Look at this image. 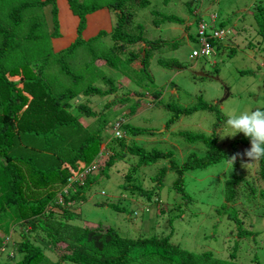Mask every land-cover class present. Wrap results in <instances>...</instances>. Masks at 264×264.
<instances>
[{
  "label": "rangeland",
  "instance_id": "1",
  "mask_svg": "<svg viewBox=\"0 0 264 264\" xmlns=\"http://www.w3.org/2000/svg\"><path fill=\"white\" fill-rule=\"evenodd\" d=\"M27 1L34 0H0V24L12 33L16 43L3 64L10 68L46 59L43 74L45 87H50L52 94L71 90L76 93V103H91L92 110L99 115L98 122L105 121L102 134L108 138L111 137L112 125L120 117H124L126 124L155 131L132 135L124 124L121 127L123 137L107 141L116 149L121 143H134L147 151L153 148L171 150L179 165L191 152L200 155L205 151L203 145L188 143L178 135L179 132L209 133L215 127V132L219 133L216 141L218 147L230 150L231 140L243 133L234 137L224 136L230 131L226 126L228 114L264 106V36L258 33L257 17L254 19L257 8L253 7L257 0H202L201 4H194L191 8L184 5L186 0H172L167 4H164V0H150L146 7H138L135 0H117L123 2L120 9L114 3L108 5L111 0H79V3L89 7L101 6L87 14L86 26L80 36L77 33L79 19L71 14L68 1L32 5L13 15L15 20L19 17L16 22L10 19L8 11ZM53 4L57 6L56 27L52 21ZM123 8L128 11L126 15L133 13L132 22L125 24L124 29L141 33L149 40H164L163 46H158V50L149 55L148 76L142 70L133 71L125 79L117 58L115 67L101 65L96 59L115 45L110 32L116 24L117 13ZM194 8L201 11L197 14L200 20L209 22L213 18L224 28L233 30L225 41L214 43L208 57L189 58L192 49L197 46L194 40L197 31L195 14L192 12ZM153 11L173 14L176 21H161V24L155 25L153 20L160 17L154 15ZM100 31L103 33L96 37ZM78 37L83 41L77 43ZM75 42L77 45L71 47ZM133 48L137 50L136 47L127 46L121 56L129 55ZM60 56H66L64 61L80 80L71 79L62 71L57 63L62 58ZM121 56L118 57L125 59ZM158 58L162 62H158ZM126 70L128 73L129 67ZM105 78L113 81L119 94L81 97L80 91L90 85L106 89L109 83H105ZM153 93L160 94L159 98H152ZM122 95L128 98H118ZM202 101L211 106V111L198 109L192 114L181 115L165 129L171 117L165 106L167 103L191 107ZM250 144L247 147L237 146L240 155L236 156L232 168L229 167V160L222 159L206 168L184 172L183 186L190 201H185L173 188L172 183L178 173L167 159L161 158L155 164L137 167V156L126 154L114 165L102 168L103 176L86 188V199L71 208L79 215L75 213L70 223L113 227L120 236L128 238L170 235L171 242L182 249L199 253L209 251L216 257L227 259L237 238L236 223L229 216L232 213L230 207H234L244 228L254 232L253 236L239 239L235 261L253 264L252 259L256 255L259 263L264 264V217L260 215L264 202L257 192L253 194L254 189L259 188L254 171L256 168L251 165L254 160L244 156L242 149L250 148ZM162 167L169 169L158 175L163 187L153 191L151 201L138 192L122 189V184L129 183L150 189L156 184L153 177ZM130 175L132 179L128 182L126 178L129 179ZM229 182L235 184L233 195L228 191ZM248 184H255V188L249 189ZM110 203L123 205L125 209L115 210ZM222 204H226L227 208L222 209ZM55 214L60 216L61 213L56 211ZM10 225V233L5 231L2 223L0 225L3 241L7 242L8 236L10 238L6 251H0V262H13L22 255L13 242L15 238L21 240V232L29 226L22 230L17 220L11 221ZM35 232L29 230L27 234L43 247L45 258L40 264H52L66 252L64 243L52 248L44 232L38 230L36 235ZM8 251L13 253L12 257ZM152 264L168 262L155 256Z\"/></svg>",
  "mask_w": 264,
  "mask_h": 264
},
{
  "label": "trees",
  "instance_id": "2",
  "mask_svg": "<svg viewBox=\"0 0 264 264\" xmlns=\"http://www.w3.org/2000/svg\"><path fill=\"white\" fill-rule=\"evenodd\" d=\"M66 1H68L71 14L76 15L79 19L77 33L80 36L86 26L87 14L96 11L101 6L92 5L89 7L79 3V0ZM169 1L172 0H164V4ZM49 2H56V0L23 2L8 11L9 17L16 22L19 17L17 16L15 20L13 15L18 14L21 9L39 4L43 6ZM113 3L119 9L123 5L121 1H108L110 6ZM201 3L202 0L184 1V5L189 8L194 4ZM149 4L150 0H135V5L138 7H146ZM56 8L57 6H52L51 11L55 27L58 26ZM253 8H257L254 19L257 17L258 33L264 36V0H257ZM123 9L117 13L116 24L110 32L115 45L108 53L97 56L96 59L101 65L115 67L117 64L115 58H117L122 65L121 72L125 79H128L133 71L141 72L142 70L148 76L149 55L158 50V46L162 47L164 40H149L141 33H132L124 29L125 24L132 22L130 19L133 17V13L126 15L128 11ZM192 12L193 15L195 14L194 21L197 25L194 38L197 46L192 51L199 47L198 30L202 23L208 24L207 34L218 29L224 31L221 38L209 39L211 53L214 43L225 41L229 35H232L233 30L224 28L213 18L209 22L200 20L197 14L201 11L198 9L194 8ZM153 14L160 17L159 20H153L155 25L161 24V21H176L173 14H165L160 11H153ZM141 28L142 26L139 25V29ZM102 33L100 31L96 37ZM81 41L83 39L78 37L77 43ZM77 43L71 44V47ZM15 44L12 33L0 24V225L2 223L8 233L12 228L11 221L17 220V224L21 225L22 230L26 226L29 228L21 232L20 235L23 236L21 240L15 238L13 242V245L16 244V249L22 254L21 257L13 262H0V264H40L43 261L45 258L43 247L33 241L35 238L33 240L29 238L27 234L29 230L32 233L38 232V230L44 232L46 241L52 248L59 243L65 244L66 252L62 253L52 264H61L62 262L72 264H152L155 256L165 259L168 264H240L235 261L237 243L245 236H253L254 232L244 228L238 211L234 207H230L232 213H229V216L236 223L237 238L227 259L216 257L209 251L199 253L182 249L179 245L171 242L170 235L155 234L128 238L120 236L113 227L109 226H78L70 223L75 213L79 215L75 209L71 208L86 199L84 193L86 188L103 176L102 168L104 166L114 165L126 154L137 156V167L155 164L161 158L167 159L178 173L172 186L185 201H188L190 196H187V191L183 186L184 172L196 168H206L222 159L230 160L238 153V145L249 146L250 138L245 137L244 134L236 137L230 143L232 150H224L219 148L216 143L219 133L215 132V127L214 131L209 133L179 132L178 135L188 143L198 142L205 147L203 154L198 155L191 152L186 160L179 165L173 158L171 150L163 151L153 148L147 151L134 143L130 145L121 143L116 149L110 146L107 141L123 137L121 127L124 124L132 135L155 131L148 127H134L126 124L124 117H120L112 125L111 137L103 135L105 121L98 122L99 115L92 110L91 103L86 101L76 103V93L71 90L52 94L50 87H45L46 82L43 79V74L47 64L46 59L34 64L24 63L10 68L5 67L3 61ZM125 45L126 47H136L137 50L135 51L133 48L129 55L121 56L126 48ZM117 55L125 59H121ZM64 58L57 60L62 71L71 79L80 80V77L75 75ZM157 60L162 62L160 58ZM128 67L127 73L126 68L128 69ZM105 81V83H109L106 89H98L90 85L80 91L81 97H87L89 94H119L118 87L113 84L111 79L105 78ZM144 96L146 97V94ZM159 96L160 94L155 93L152 98L158 99ZM118 98L128 97L122 95ZM165 106L171 113V117L165 124V129L175 123L181 115L192 114L198 109L211 111V106L204 101L191 107H183L175 103H167ZM29 121H32V124H29ZM244 147L242 149L245 152L246 148ZM251 165L254 169L256 168L254 171L257 175L256 183L259 188H255V184L252 186L248 184V187L249 189L255 188L253 194L257 192L264 202V158L254 160ZM168 169V167L159 169L156 176L153 177V183L156 184L150 189H144L137 186L139 184L132 183L122 184L121 187L129 189L132 193L138 192L146 200L151 201L153 191L163 187L162 180L158 175ZM131 179V175L129 179L126 178L128 182ZM234 186V183L229 182L228 191L231 195H233ZM62 188L65 190H61ZM109 205L115 210L124 211L125 209L123 205L117 203ZM221 208L226 209L227 205L222 204ZM56 211L61 213L60 216H56ZM260 213L264 217V207ZM2 238L0 236L1 252L6 251V245L10 241L9 236L7 242H4ZM7 253L9 255L10 251ZM11 254L10 257L13 256V253ZM258 260L259 258L255 255L252 259L253 264H260Z\"/></svg>",
  "mask_w": 264,
  "mask_h": 264
},
{
  "label": "clouds",
  "instance_id": "3",
  "mask_svg": "<svg viewBox=\"0 0 264 264\" xmlns=\"http://www.w3.org/2000/svg\"><path fill=\"white\" fill-rule=\"evenodd\" d=\"M226 126L230 131L224 136L234 137L238 133H243L245 137L250 138L251 147L245 150L244 156L250 160L264 158V106L254 110L229 113ZM237 155L240 153L230 158L228 162L230 168L233 167Z\"/></svg>",
  "mask_w": 264,
  "mask_h": 264
},
{
  "label": "built area",
  "instance_id": "4",
  "mask_svg": "<svg viewBox=\"0 0 264 264\" xmlns=\"http://www.w3.org/2000/svg\"><path fill=\"white\" fill-rule=\"evenodd\" d=\"M208 27V24L202 23L200 24L199 30H198V39H199V47L197 49H194L191 54L190 58H195L199 56H208L211 53V45L209 44V39L212 38H221L224 35L223 30H214L213 32H210L207 34L206 28Z\"/></svg>",
  "mask_w": 264,
  "mask_h": 264
},
{
  "label": "crops",
  "instance_id": "5",
  "mask_svg": "<svg viewBox=\"0 0 264 264\" xmlns=\"http://www.w3.org/2000/svg\"><path fill=\"white\" fill-rule=\"evenodd\" d=\"M62 1H65L66 2V0H62Z\"/></svg>",
  "mask_w": 264,
  "mask_h": 264
},
{
  "label": "water",
  "instance_id": "6",
  "mask_svg": "<svg viewBox=\"0 0 264 264\" xmlns=\"http://www.w3.org/2000/svg\"><path fill=\"white\" fill-rule=\"evenodd\" d=\"M144 51V50H143Z\"/></svg>",
  "mask_w": 264,
  "mask_h": 264
}]
</instances>
